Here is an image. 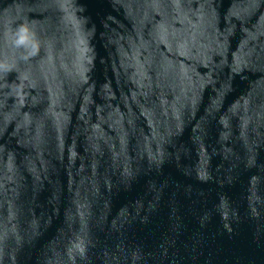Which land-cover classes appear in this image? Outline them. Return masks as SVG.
<instances>
[{"label": "water", "instance_id": "water-1", "mask_svg": "<svg viewBox=\"0 0 264 264\" xmlns=\"http://www.w3.org/2000/svg\"><path fill=\"white\" fill-rule=\"evenodd\" d=\"M0 264H264V0H0Z\"/></svg>", "mask_w": 264, "mask_h": 264}, {"label": "clouds", "instance_id": "clouds-1", "mask_svg": "<svg viewBox=\"0 0 264 264\" xmlns=\"http://www.w3.org/2000/svg\"><path fill=\"white\" fill-rule=\"evenodd\" d=\"M28 38H29V30L24 27L21 26L19 29V39L17 40V44L18 45H24L28 42Z\"/></svg>", "mask_w": 264, "mask_h": 264}]
</instances>
